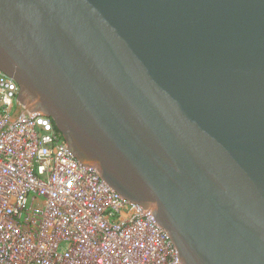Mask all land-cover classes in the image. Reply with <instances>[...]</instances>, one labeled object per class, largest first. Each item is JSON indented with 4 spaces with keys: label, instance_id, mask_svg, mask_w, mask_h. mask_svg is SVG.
Masks as SVG:
<instances>
[{
    "label": "water",
    "instance_id": "obj_1",
    "mask_svg": "<svg viewBox=\"0 0 264 264\" xmlns=\"http://www.w3.org/2000/svg\"><path fill=\"white\" fill-rule=\"evenodd\" d=\"M0 71L178 264H264V0H0Z\"/></svg>",
    "mask_w": 264,
    "mask_h": 264
},
{
    "label": "built area",
    "instance_id": "obj_2",
    "mask_svg": "<svg viewBox=\"0 0 264 264\" xmlns=\"http://www.w3.org/2000/svg\"><path fill=\"white\" fill-rule=\"evenodd\" d=\"M0 71V264H178L151 212L79 163Z\"/></svg>",
    "mask_w": 264,
    "mask_h": 264
}]
</instances>
